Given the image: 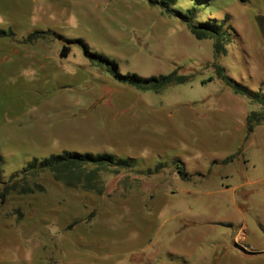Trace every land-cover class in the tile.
I'll list each match as a JSON object with an SVG mask.
<instances>
[{
	"label": "rangeland",
	"instance_id": "rangeland-1",
	"mask_svg": "<svg viewBox=\"0 0 264 264\" xmlns=\"http://www.w3.org/2000/svg\"><path fill=\"white\" fill-rule=\"evenodd\" d=\"M193 5L218 56L148 0H0V264H264V104L218 75L264 99V0ZM76 39L122 75L190 79L121 83ZM64 153L128 167L87 168L97 192L23 172ZM24 177L34 194L6 192Z\"/></svg>",
	"mask_w": 264,
	"mask_h": 264
},
{
	"label": "trees",
	"instance_id": "trees-1",
	"mask_svg": "<svg viewBox=\"0 0 264 264\" xmlns=\"http://www.w3.org/2000/svg\"><path fill=\"white\" fill-rule=\"evenodd\" d=\"M153 5H160L166 13L173 17L180 19L187 26L192 35L198 40L213 39L216 55L218 56L221 51H224V38L220 30L215 26H211L206 22H197V7L194 5L188 8L186 12L181 10H176L178 0H148ZM0 37L7 36V33L0 31ZM45 33H34L27 38V41L32 39L41 38ZM60 37V36H59ZM76 44H79L84 51V55L89 58H95L101 63L108 67V72L112 77L121 83L129 84L135 86L139 89L153 90L155 92H160L162 89L170 85L183 84L187 82L190 78L188 76H178L175 72L157 77H151L148 79H143L136 74L122 75L119 72L118 64L104 57L100 54L93 53L89 46L82 40L76 39ZM67 47L63 51V55H66ZM218 75L225 84L231 87L234 92L238 95L247 96L253 102H258L264 104V99L260 98L258 95H252L247 89L243 88L241 85L233 81L229 76L225 74V69L222 67L218 68ZM89 167H94L98 171L103 167H113L117 170L124 169L128 167V163L124 161H116L112 156H90V155H79L73 153H64L61 155H53L49 158L43 160L34 159L23 171L24 173H38L43 171H49L54 175V178L58 182H63L68 187H78L81 186L83 189L89 191H96V180L97 175L94 170L88 172ZM22 172V174H23ZM179 174L182 178L188 179L189 175L183 170L179 169ZM16 176V175H15ZM26 177L20 181L15 180V182L7 188L8 191H18L19 194H34L35 190L25 184H21L25 181ZM21 184V187L18 186ZM25 185V186H24ZM100 194V191H98Z\"/></svg>",
	"mask_w": 264,
	"mask_h": 264
}]
</instances>
